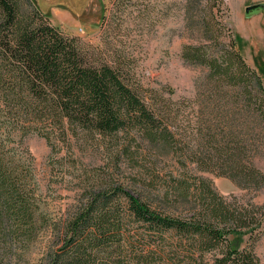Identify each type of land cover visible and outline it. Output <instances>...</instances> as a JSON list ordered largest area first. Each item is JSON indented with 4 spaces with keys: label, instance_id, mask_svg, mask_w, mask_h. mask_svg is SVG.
I'll use <instances>...</instances> for the list:
<instances>
[{
    "label": "trees",
    "instance_id": "trees-1",
    "mask_svg": "<svg viewBox=\"0 0 264 264\" xmlns=\"http://www.w3.org/2000/svg\"><path fill=\"white\" fill-rule=\"evenodd\" d=\"M221 5L205 4L211 16L200 22L201 44L181 49L185 62L207 73L197 126L180 130L169 100L147 101L35 5L0 0V264H32L31 248L48 224L31 156L19 149L30 134L68 148L72 138L110 144L118 154L132 143L148 155L161 148L177 165L164 175L152 162L141 192L107 173L86 177L35 264H262L243 237L264 224V204L227 202L197 174L264 190V171L250 156L264 153V75L247 64Z\"/></svg>",
    "mask_w": 264,
    "mask_h": 264
},
{
    "label": "rangeland",
    "instance_id": "rangeland-1",
    "mask_svg": "<svg viewBox=\"0 0 264 264\" xmlns=\"http://www.w3.org/2000/svg\"><path fill=\"white\" fill-rule=\"evenodd\" d=\"M209 1L23 0V3L27 9L35 5L53 26L66 35L78 37L83 47L92 52L95 62L113 66L147 101L169 100L180 130L184 127L194 130L197 115H202L197 98H203L201 81L207 68L185 62L181 49L186 44H201L200 22L211 16L204 8ZM220 14L236 36L237 47L247 64L264 75V0H223ZM19 149L31 156L39 214L48 222L31 248L32 264L41 258L46 240L53 237V224L77 205L86 177L107 173L127 189L141 192L142 173L149 170L152 162L159 174L177 173L176 160L170 153L157 148L148 155L143 145L135 143L127 152L118 154L120 149L110 144L94 145L72 138L68 148L61 143L53 146L43 137L30 134L22 139ZM252 155L264 171V153L252 151ZM197 174L210 179L227 202L246 207L264 204V190L243 188L214 172ZM175 213L180 214L181 210ZM262 227L255 230L254 236L247 234L243 238L252 244L256 257L264 264Z\"/></svg>",
    "mask_w": 264,
    "mask_h": 264
}]
</instances>
